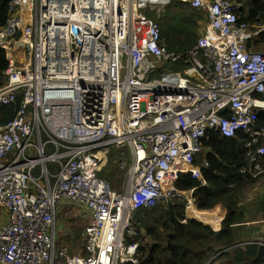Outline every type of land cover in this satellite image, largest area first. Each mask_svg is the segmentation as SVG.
Returning <instances> with one entry per match:
<instances>
[{
	"label": "built area",
	"instance_id": "built-area-1",
	"mask_svg": "<svg viewBox=\"0 0 264 264\" xmlns=\"http://www.w3.org/2000/svg\"><path fill=\"white\" fill-rule=\"evenodd\" d=\"M172 1H9L0 108L22 101L0 122V264H139L135 213L174 198L194 204V188L176 181L190 173L208 184L209 162L197 158L212 132L243 131L240 171L264 173V22L243 19L240 0H185L207 21L182 53L169 49L159 22ZM125 145L132 158L116 162L128 180L116 190L98 172ZM60 210L82 212L84 252L57 245Z\"/></svg>",
	"mask_w": 264,
	"mask_h": 264
},
{
	"label": "trees",
	"instance_id": "trees-1",
	"mask_svg": "<svg viewBox=\"0 0 264 264\" xmlns=\"http://www.w3.org/2000/svg\"><path fill=\"white\" fill-rule=\"evenodd\" d=\"M9 1L0 0V27L7 22ZM241 1L244 9L248 10L250 19L255 20L256 16H260V20L264 22V0ZM240 15L246 19L245 10L242 9ZM148 16L155 18L151 12ZM202 19L198 9L188 2H171L159 20L162 36L169 49L182 53L191 50L198 42L199 23ZM260 42H264V35L256 44ZM16 49L13 54L21 59L24 53L23 43L17 42ZM7 67V50L2 47L0 87L5 81ZM21 101L22 97H19L15 103L1 106V123L15 117ZM259 121L264 122V113L260 115ZM245 141L247 136L243 131L230 138L212 132L204 140L205 153L198 156L197 163L203 158L208 160L209 167L202 169L208 184L201 186V182L192 174H180L176 181V186L180 189L189 191L196 188L194 209L189 205L186 207V201L175 199L152 209L143 207L135 213V220L140 223L139 264H215L217 261H227L229 264H264L263 245H237L241 234L238 224L245 217V209L240 205L241 191L255 181L240 171L248 164ZM119 152L118 149L112 150L106 165L98 172L100 177L113 181L112 172L106 168L116 163ZM259 208L264 211V194L260 197ZM78 237L80 236L76 238ZM253 240L255 239L250 241ZM226 248L229 249L222 252Z\"/></svg>",
	"mask_w": 264,
	"mask_h": 264
},
{
	"label": "rangeland",
	"instance_id": "rangeland-1",
	"mask_svg": "<svg viewBox=\"0 0 264 264\" xmlns=\"http://www.w3.org/2000/svg\"><path fill=\"white\" fill-rule=\"evenodd\" d=\"M150 12L154 14L153 11ZM166 69L178 70L180 68H178L174 64H169L167 65ZM31 142H38V140L35 137H32ZM118 150L120 152H124L125 155H127L130 158V155L127 153L128 149L119 148ZM50 152L51 151H49L48 149L47 153ZM117 160L118 159H116L115 161ZM116 167H117V162L114 164L112 163L106 169L112 172V180L115 182V188L117 190H120L121 187H123V185H125L126 181L128 180V173L127 172L121 173L119 172V169L117 170ZM51 170L56 171V168ZM35 174H37V170L35 171ZM263 194H264V173L258 179L256 178V180L253 183L248 184L242 188L240 195V205L243 206L245 209L246 218H243L238 225V229L241 232L240 241H250L252 239H257L259 241H262V243H264V213L258 211L259 209L258 203L260 201V197ZM162 205H166V204H162ZM67 207H69V205H67ZM247 211L249 212L250 216H248ZM62 225L65 227L63 229L67 230L68 229L67 227H69V229L71 228L73 232L72 231L68 233L66 232L64 234L63 230H61L60 228ZM56 226H57V232L59 234L57 245L58 246L66 245L69 247L70 254H78L79 249L80 251L82 249L81 246L84 241V230L86 226V223L82 218V212L74 210L66 213L64 212V210H60L57 215ZM78 235L80 237L76 238ZM221 263L224 264V261ZM221 263L217 261L215 264H221ZM55 264H65L64 259L63 258L57 259L55 261Z\"/></svg>",
	"mask_w": 264,
	"mask_h": 264
},
{
	"label": "crops",
	"instance_id": "crops-1",
	"mask_svg": "<svg viewBox=\"0 0 264 264\" xmlns=\"http://www.w3.org/2000/svg\"><path fill=\"white\" fill-rule=\"evenodd\" d=\"M173 1H184V2H187V1H185V0H173ZM172 1V2H173ZM241 1V0H240ZM243 3V2H242ZM169 5H167L166 6V9H167V7H168ZM166 9H165V11H166ZM243 10H245V16H246V21H248L249 23H251L252 25H257V22L254 20V18H251L250 19V15L248 16V10L247 9H244V3H243ZM165 11H163L162 12V14H161V17L164 15V13H165ZM198 12H199V14L201 15V16H203V19L200 21V23H199V26H200V30H199V36H200V32H201V30H202V28L203 27H205V25H206V21H207V17H206V14L204 13V12H202L201 10H198ZM161 17H160V19H161ZM159 19V20H160ZM161 27H162V25H161ZM198 41H199V38H198ZM198 43V42H197ZM261 43V42H260ZM260 44H257V46H259ZM17 49H16V45L14 46V49H13V52L14 51H16ZM113 150V149H112ZM112 153V152H111ZM111 153L109 154L110 156H111ZM110 156L108 157V160H109V158H110ZM50 166L51 167H53V169H55V168H57L56 167V165H54L53 163H51L50 164ZM52 169V168H51ZM262 175V174H261ZM261 175L259 176V177H261ZM258 177V178H259ZM257 178V179H258ZM253 180H256V179H253ZM122 188V187H121ZM259 204V203H258ZM258 208H259V206H258ZM258 211H261V212H263L264 213V211L263 210H261L260 208L258 209ZM247 214H248V216H250V214H249V212L247 211ZM244 218H246V212H245V217ZM238 224V223H237ZM237 224H236V226H237ZM239 225V224H238ZM61 228V230H63V233L65 234L66 232L68 233V232H71L72 231V229L70 228L69 229V227H67L68 229L66 230V229H63V228H65L63 225L60 227ZM73 232V231H72ZM73 234V233H72ZM81 251L82 252H84V248L82 247V249H81ZM220 262V261H219ZM221 263V262H220ZM225 263H227L228 264V262L227 261H224V264ZM222 264V263H221Z\"/></svg>",
	"mask_w": 264,
	"mask_h": 264
},
{
	"label": "bare ground",
	"instance_id": "bare-ground-1",
	"mask_svg": "<svg viewBox=\"0 0 264 264\" xmlns=\"http://www.w3.org/2000/svg\"><path fill=\"white\" fill-rule=\"evenodd\" d=\"M13 55H15V54H13ZM18 56V55H17ZM22 61H24V59H22ZM120 148H126V149H128V154L130 155V158H132V150L129 148V146H127V145H125V146H122V147H120ZM122 155H125V153L124 152H119V155H118V158H120ZM125 156H127V155H125ZM128 157V156H127ZM117 158V159H118ZM129 158V157H128ZM129 158V159H130ZM261 159H264V156H262L261 157ZM55 164V163H54ZM56 165V164H55ZM263 168H264V166H263ZM119 169V172H121V173H123V172H127V171H122L119 167H118V165H117V170ZM190 174V173H189ZM182 175H184V173L182 174ZM103 178V177H102ZM103 179H106V178H103ZM254 179H256V178H254ZM106 180H108L110 183H111V185L113 186V188L114 189H116L115 188V186H114V181H111V180H109V179H106ZM177 187V186H176ZM178 188V187H177ZM123 189V188H122ZM121 189V190H122ZM179 190H181V191H187V190H183V189H180V188H178ZM117 190V189H116ZM195 190H196V188H194V190H193V199H194V192H195ZM190 191V190H189ZM171 200H175V198L174 199H171ZM170 200V201H171ZM184 201H186V200H184ZM169 202V201H168ZM189 206L192 208V209H194L195 208V201H194V204H189Z\"/></svg>",
	"mask_w": 264,
	"mask_h": 264
}]
</instances>
